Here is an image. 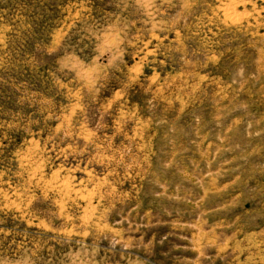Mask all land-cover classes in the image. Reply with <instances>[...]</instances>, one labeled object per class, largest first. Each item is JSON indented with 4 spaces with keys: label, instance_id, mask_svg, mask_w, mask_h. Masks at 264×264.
Listing matches in <instances>:
<instances>
[{
    "label": "rangeland",
    "instance_id": "374dc122",
    "mask_svg": "<svg viewBox=\"0 0 264 264\" xmlns=\"http://www.w3.org/2000/svg\"><path fill=\"white\" fill-rule=\"evenodd\" d=\"M0 264H264V0H0Z\"/></svg>",
    "mask_w": 264,
    "mask_h": 264
}]
</instances>
